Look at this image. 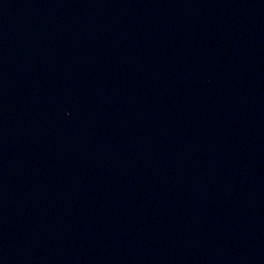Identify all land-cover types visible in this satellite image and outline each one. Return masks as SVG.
<instances>
[{
    "label": "water",
    "instance_id": "95a60500",
    "mask_svg": "<svg viewBox=\"0 0 264 264\" xmlns=\"http://www.w3.org/2000/svg\"><path fill=\"white\" fill-rule=\"evenodd\" d=\"M264 256V0H29Z\"/></svg>",
    "mask_w": 264,
    "mask_h": 264
}]
</instances>
